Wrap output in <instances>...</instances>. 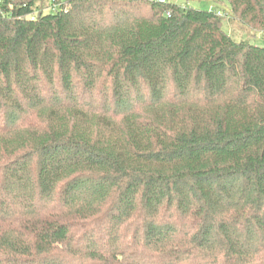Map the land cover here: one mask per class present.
<instances>
[{"label":"trees","instance_id":"trees-1","mask_svg":"<svg viewBox=\"0 0 264 264\" xmlns=\"http://www.w3.org/2000/svg\"><path fill=\"white\" fill-rule=\"evenodd\" d=\"M214 3L0 0V264H264V0Z\"/></svg>","mask_w":264,"mask_h":264},{"label":"rangeland","instance_id":"rangeland-1","mask_svg":"<svg viewBox=\"0 0 264 264\" xmlns=\"http://www.w3.org/2000/svg\"><path fill=\"white\" fill-rule=\"evenodd\" d=\"M167 1L171 3H176L178 5H182V6L192 7L195 9H203V10L211 9L213 7L212 4L215 5L216 9L218 10L222 9V7L214 3L215 0H167ZM225 8H226L225 10H228L227 6H225ZM224 28L235 38V40L249 39L251 38V33L253 32L251 30L244 32L240 30L238 27H236L235 25H232V26L226 25V27ZM256 36L257 37L255 38L254 43L257 45H262L263 41L261 39L264 38V32L263 33L257 32Z\"/></svg>","mask_w":264,"mask_h":264},{"label":"built area","instance_id":"built-area-1","mask_svg":"<svg viewBox=\"0 0 264 264\" xmlns=\"http://www.w3.org/2000/svg\"><path fill=\"white\" fill-rule=\"evenodd\" d=\"M156 1H163V0H156ZM218 16H223V13L221 12V11H217V13H216Z\"/></svg>","mask_w":264,"mask_h":264}]
</instances>
